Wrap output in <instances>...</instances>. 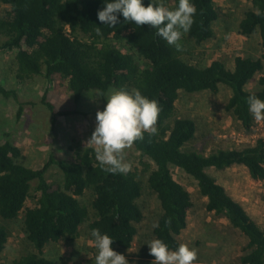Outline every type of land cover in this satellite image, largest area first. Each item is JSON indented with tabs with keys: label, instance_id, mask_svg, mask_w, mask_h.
Instances as JSON below:
<instances>
[{
	"label": "trees",
	"instance_id": "1",
	"mask_svg": "<svg viewBox=\"0 0 264 264\" xmlns=\"http://www.w3.org/2000/svg\"><path fill=\"white\" fill-rule=\"evenodd\" d=\"M149 2L145 0V6ZM215 2L194 0L195 23L183 36V50L178 52L149 25L125 22L122 15L115 28L106 27L97 15L104 0H0V53H15L20 82L34 77L53 82L59 77L68 82L77 103L91 92L105 98L111 90L138 89L157 100L161 108L157 132L145 133L142 140L133 144L141 157L152 163H143L142 172L135 169L126 175L105 173L95 158L94 148L81 145L71 147L73 161H58L52 156L42 169L34 170L23 163L19 147L11 142L0 145V220L14 222L25 211L23 229L37 251L23 255L13 264H56L41 256L44 249L61 241H76L85 224H89V234L98 228L110 235L113 249L130 250L138 234L136 225L144 220L138 204L144 193V174H148L147 187L162 211L154 238L176 250L181 244L179 237L188 228L194 201L174 178L173 167L197 182L209 213L225 218L248 239L246 254L238 264H264V230L244 205L207 172L243 166L254 181H264V139L241 149L219 150L206 156L185 150L197 134L195 121L174 118L180 92L218 93L223 85L232 93L227 111L246 132L255 125L246 100L250 95L264 99V0H251L252 8L239 25L244 37L259 34L261 55L237 57L233 68L221 61L205 66L196 60V49L215 35L214 24L219 18ZM165 3L174 9L178 0ZM97 27L101 35H97ZM253 82L257 87L250 90ZM0 96L20 102L16 91L1 84ZM43 104L55 113L51 103L44 99ZM22 112L20 108L19 116ZM52 166L60 170L62 181L48 180ZM33 191L39 194L36 207L26 208L28 200L34 198ZM87 195L90 205L82 202ZM9 238L8 226L1 223L0 254Z\"/></svg>",
	"mask_w": 264,
	"mask_h": 264
},
{
	"label": "rangeland",
	"instance_id": "2",
	"mask_svg": "<svg viewBox=\"0 0 264 264\" xmlns=\"http://www.w3.org/2000/svg\"><path fill=\"white\" fill-rule=\"evenodd\" d=\"M219 14L214 24V38L196 49L197 61L208 66L214 61L224 62L233 68L237 57L259 58L261 40L259 34L244 37L239 25L245 13L252 8L251 0H216ZM4 38L1 39V42ZM126 50V49H125ZM15 53H0V84L17 92L20 102L0 96V145L11 142L24 155L23 163L34 170L42 169L53 156L56 160L73 161L71 147L81 145L88 148L95 127L97 112L107 104L108 92L103 98L98 92L86 94L77 103L69 89L68 82L57 77L48 82L34 77L20 82L17 79ZM256 82L249 85L252 90ZM231 90L221 86L218 93L209 91L189 94L180 92L176 104L175 119H191L197 125V134L185 147L206 156L219 150L241 149L264 138L262 122L255 121L251 132H246L226 107ZM55 107L51 113L43 100ZM20 108L23 109L19 116ZM60 112L68 113L60 116ZM94 148V147H93ZM125 162L132 164V170L143 171V163H150L136 151L134 145L125 150ZM152 164V163H150ZM174 178L190 192L194 201L188 220V228L179 237L181 244H187L198 251L195 264H238L246 254L248 239L234 229L223 217L206 210L207 200L199 192L197 182L182 170L172 168ZM224 186L230 196L241 202L252 219L264 230V181H254L243 166L226 171H207ZM50 181H62V174L52 166L47 174ZM148 174L141 176L144 193L138 201L144 213V220L137 224L138 234L133 247L128 251L114 249L125 255L128 264H152L155 257L149 254L148 243L154 238V229L161 215V206L156 196L147 187ZM36 187V183L33 184ZM28 200L26 208H34L39 194ZM90 196L82 202L90 205ZM24 213L14 222L0 224L8 226L10 238L6 249L0 254V263L13 264L23 255L37 253L24 231ZM88 225L81 228L76 241L48 245L41 255L56 264H95L96 249L88 232Z\"/></svg>",
	"mask_w": 264,
	"mask_h": 264
},
{
	"label": "clouds",
	"instance_id": "3",
	"mask_svg": "<svg viewBox=\"0 0 264 264\" xmlns=\"http://www.w3.org/2000/svg\"><path fill=\"white\" fill-rule=\"evenodd\" d=\"M197 8L194 0H178L173 9L165 0H104V7L98 12V20L106 27L115 28L122 15L125 22H135L137 26L149 25L156 35L168 45L182 51L181 40L190 32L195 23ZM97 27V35H101ZM103 111L97 112L95 130L87 142L93 146L95 158L101 170L108 174H128L132 164L125 162V150L131 148L144 134L154 135L161 108L159 102L143 95L138 89L121 88L108 95ZM246 103L249 114L257 122L264 121V99L250 95ZM167 223L171 224V220ZM96 249L95 264H128L125 255L116 252L114 239L92 229L90 233ZM149 254L155 257L152 264H195L198 251L187 244H180L171 250L162 239H153L148 244Z\"/></svg>",
	"mask_w": 264,
	"mask_h": 264
},
{
	"label": "built area",
	"instance_id": "4",
	"mask_svg": "<svg viewBox=\"0 0 264 264\" xmlns=\"http://www.w3.org/2000/svg\"><path fill=\"white\" fill-rule=\"evenodd\" d=\"M262 126L264 127V124H263V122H262ZM262 139H264V138H262Z\"/></svg>",
	"mask_w": 264,
	"mask_h": 264
}]
</instances>
